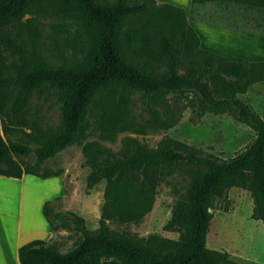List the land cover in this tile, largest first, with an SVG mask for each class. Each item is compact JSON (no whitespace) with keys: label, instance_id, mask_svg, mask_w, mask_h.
I'll list each match as a JSON object with an SVG mask.
<instances>
[{"label":"trees","instance_id":"16d2710c","mask_svg":"<svg viewBox=\"0 0 264 264\" xmlns=\"http://www.w3.org/2000/svg\"><path fill=\"white\" fill-rule=\"evenodd\" d=\"M192 5L233 3L264 11V0H190ZM32 15L22 20L24 15ZM38 16L64 17L86 38L78 60L63 66L47 63L40 54L35 22ZM264 36V31H262ZM149 61L163 70L148 69ZM11 70V72L9 71ZM264 80V61L221 57L198 48L184 11L154 0H0V130L20 124L35 143L31 149L0 137V175L28 174L43 179L57 173L37 172L47 159L83 137L90 123L101 138L123 131L142 134L130 118L127 99L132 89L145 105L160 104L167 94H189L200 112L226 111L247 125L253 137L240 152L225 160L197 155L185 144L163 138L151 148L134 138L112 153L97 142H85L81 152L89 167L86 186L104 182L97 226L85 228L71 211L40 213L48 230L58 224L79 232L71 248L61 252L33 239L17 248L19 264H247L226 252L208 249L205 235L211 210L230 187L248 193L249 218L264 228V118L240 100L251 85ZM11 87H15L14 94ZM50 91L58 103L53 128L40 129L24 117L33 92ZM32 152V164H19L12 155ZM187 174L185 190L173 200L163 228L176 239L156 234L138 238L109 229L106 221H138L152 204L154 188L169 169Z\"/></svg>","mask_w":264,"mask_h":264},{"label":"rangeland","instance_id":"374dc122","mask_svg":"<svg viewBox=\"0 0 264 264\" xmlns=\"http://www.w3.org/2000/svg\"><path fill=\"white\" fill-rule=\"evenodd\" d=\"M111 0H102L109 2ZM188 8V0H178ZM186 11L187 20L195 22L194 28L199 34L201 44H207L216 50L237 54L247 59L264 61V11L248 9L238 4L205 3L194 5ZM32 15H24L22 20ZM38 48L41 57L49 64L66 66L78 60L86 48L85 36L77 31L72 21L64 17L38 16L35 22ZM223 28H229L226 30ZM214 29V30H213ZM199 32V33H198ZM257 58L256 57H259ZM148 69L153 72L163 70L161 63L149 61ZM11 72V70H9ZM15 87H11L14 94ZM127 99L130 118L143 131L135 134L123 131L110 138H101L92 128L91 111L87 117L90 127L83 137L58 150L47 159L37 172H55L60 186V194L53 198L48 206L49 214L71 211L83 219L86 229L97 226L100 207L103 203L104 182L101 180L91 187L86 186L89 167L81 152L85 142H97L112 153L123 147L126 139L151 148L163 138L185 144L197 155L225 160L243 150L253 137L252 130L242 122L235 120L226 111L198 110L195 98L189 94H167L160 104L152 102L149 108L140 93L129 89L120 91ZM260 117L264 118V80L257 82L243 94L237 95ZM24 117L34 121L40 129L53 128L59 119L58 103L49 91L33 92L28 100ZM29 129L17 124L0 137L6 142H16L33 148L35 143L26 134ZM19 164H32L34 155H12ZM173 167L154 188L153 201L149 211L138 221L120 223L106 221L109 229L128 232L138 238L148 234L176 239V233L164 230L169 218L173 200L183 192L189 182L187 174ZM35 180L27 182L24 188V210L34 198H48L52 194L53 182L46 186L36 185ZM28 186V187H27ZM11 193V190L9 189ZM30 199V200H29ZM251 201L245 190L230 187L225 199L218 201L211 210V219L205 235L204 245L208 249L226 252L231 257L247 264H264V228L257 220L249 218ZM29 211V210H28ZM80 238L79 232L58 224L56 230L49 231L45 244L54 245L57 250L65 251ZM103 264H110L108 261Z\"/></svg>","mask_w":264,"mask_h":264},{"label":"crops","instance_id":"0c3cea01","mask_svg":"<svg viewBox=\"0 0 264 264\" xmlns=\"http://www.w3.org/2000/svg\"><path fill=\"white\" fill-rule=\"evenodd\" d=\"M155 3H166L178 7L186 14L187 9L191 10L194 5L190 2L188 8H185L178 0H154ZM205 4V3H204ZM208 4H211L209 2ZM201 5V4H197ZM195 22L187 20V25L194 32L197 38V46L200 49L207 50L221 57H237L247 62H257L263 60H255L253 58L241 57L237 54H231L223 50H216L207 44H201L199 34L194 28ZM231 30L229 28H223ZM214 30V29H213ZM199 33V32H198ZM260 58L259 57H256ZM30 180H35L36 185L44 184L48 186L53 182L52 194L44 198H33L31 204H27V212L24 210V188L25 184ZM28 187V186H27ZM11 190V193L9 192ZM61 192L60 186L53 177L37 178L28 174H21L19 178L4 177L0 175V264H19L17 260V248L30 240L39 239L47 242L49 230L47 223L40 213V207L44 201H51ZM30 200V199H29ZM29 210V211H28ZM63 252V251H61Z\"/></svg>","mask_w":264,"mask_h":264}]
</instances>
